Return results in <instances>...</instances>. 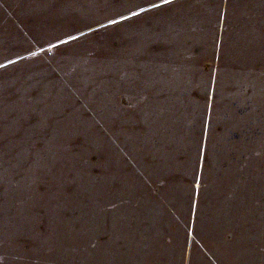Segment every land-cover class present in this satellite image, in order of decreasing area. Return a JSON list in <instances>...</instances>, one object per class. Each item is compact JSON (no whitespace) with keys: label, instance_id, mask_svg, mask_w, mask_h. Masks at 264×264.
Masks as SVG:
<instances>
[{"label":"rangeland","instance_id":"obj_1","mask_svg":"<svg viewBox=\"0 0 264 264\" xmlns=\"http://www.w3.org/2000/svg\"><path fill=\"white\" fill-rule=\"evenodd\" d=\"M134 2L0 0V264H264V0Z\"/></svg>","mask_w":264,"mask_h":264},{"label":"snow or ice","instance_id":"obj_2","mask_svg":"<svg viewBox=\"0 0 264 264\" xmlns=\"http://www.w3.org/2000/svg\"><path fill=\"white\" fill-rule=\"evenodd\" d=\"M174 2V0H143V3L140 2H134L133 6L128 9V15H125L123 13L120 15V20H127L131 17H138L143 13L151 12L154 9H160L164 4L171 5ZM120 20L110 18L108 20L109 24H119ZM79 31V30H77ZM79 35H85L84 32L79 31ZM67 39L60 40V43L68 44L70 41H76L79 39V36L73 35L71 32L66 33ZM59 39V38H58ZM9 63H14L13 61H9ZM0 67H6V65L0 64ZM214 82V81H213ZM210 108V105H209ZM210 118V112L207 114ZM197 183H199V180H197Z\"/></svg>","mask_w":264,"mask_h":264}]
</instances>
